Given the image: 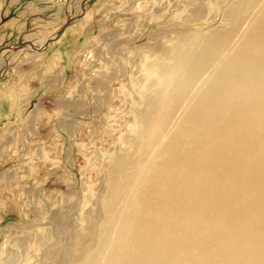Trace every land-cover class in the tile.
Listing matches in <instances>:
<instances>
[{
    "label": "rangeland",
    "instance_id": "374dc122",
    "mask_svg": "<svg viewBox=\"0 0 264 264\" xmlns=\"http://www.w3.org/2000/svg\"><path fill=\"white\" fill-rule=\"evenodd\" d=\"M230 1L0 0V264H77L160 49L223 26Z\"/></svg>",
    "mask_w": 264,
    "mask_h": 264
},
{
    "label": "bare ground",
    "instance_id": "6f19581e",
    "mask_svg": "<svg viewBox=\"0 0 264 264\" xmlns=\"http://www.w3.org/2000/svg\"><path fill=\"white\" fill-rule=\"evenodd\" d=\"M224 20L160 49L77 264H264V0Z\"/></svg>",
    "mask_w": 264,
    "mask_h": 264
},
{
    "label": "water",
    "instance_id": "95a60500",
    "mask_svg": "<svg viewBox=\"0 0 264 264\" xmlns=\"http://www.w3.org/2000/svg\"><path fill=\"white\" fill-rule=\"evenodd\" d=\"M67 24H68V23H67ZM67 24L64 26V28L67 26ZM64 28H63V29H64ZM63 29H62V30H63ZM62 30H60V31L57 33L56 36H59V35L61 34ZM49 43H50V40H48L47 42H45V44H44L43 46L37 48V47L35 46V44H33L31 41H18V42L15 43L14 45H10V46L7 48V50H8L9 52H14L16 48H19V49H20V48H22V49H24V48H34L35 50L40 51V50L45 49V48L49 45Z\"/></svg>",
    "mask_w": 264,
    "mask_h": 264
},
{
    "label": "crops",
    "instance_id": "0c3cea01",
    "mask_svg": "<svg viewBox=\"0 0 264 264\" xmlns=\"http://www.w3.org/2000/svg\"><path fill=\"white\" fill-rule=\"evenodd\" d=\"M49 45H50V43H49Z\"/></svg>",
    "mask_w": 264,
    "mask_h": 264
}]
</instances>
